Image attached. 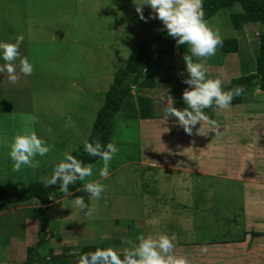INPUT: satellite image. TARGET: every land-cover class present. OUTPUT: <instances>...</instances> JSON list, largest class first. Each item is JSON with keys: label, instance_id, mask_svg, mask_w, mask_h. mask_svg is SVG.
<instances>
[{"label": "rangeland", "instance_id": "374dc122", "mask_svg": "<svg viewBox=\"0 0 264 264\" xmlns=\"http://www.w3.org/2000/svg\"><path fill=\"white\" fill-rule=\"evenodd\" d=\"M140 2L0 0V40L11 41L22 33L20 51L34 63L33 74H21L15 85L6 73L0 74L1 186L14 189L43 181L63 151L70 146L77 150L88 140L115 73L139 43L165 31L160 20L149 17L147 5L142 9L147 19H140ZM230 13L221 11L207 21L223 40L240 43L237 54L217 51L204 61L207 74L219 77L223 87L254 72L258 33L263 32L259 24L235 30ZM184 54L188 51L155 61V89L133 90L134 96L152 99L156 130L153 123L148 126L136 118L129 102L116 117L111 141L119 151L110 175L99 177L98 161L86 178L106 185L99 199H89L78 181L69 185L70 195L49 207L0 204V264H26L31 247L40 256L51 247L55 256H67L76 264L85 246L108 243L123 249L124 238L134 241L138 234L160 232L175 234V251L189 264H264V237L249 245L232 243L251 233L264 234V91L254 85L242 104L206 113L217 121L219 134L209 130L207 122L198 123L191 134L174 117L161 124L164 108L182 98L187 87L179 75L183 71L187 76ZM169 126L175 137H168L164 127ZM22 130L35 131L53 148L45 157H36L38 167L15 171L8 152ZM163 163L170 168L159 166ZM206 165L207 175L184 171L205 170ZM77 197L85 200L88 211L76 205ZM41 228L46 229L48 245H40Z\"/></svg>", "mask_w": 264, "mask_h": 264}, {"label": "clouds", "instance_id": "9594fccd", "mask_svg": "<svg viewBox=\"0 0 264 264\" xmlns=\"http://www.w3.org/2000/svg\"><path fill=\"white\" fill-rule=\"evenodd\" d=\"M145 5L151 9L149 17L161 21L162 30H166L177 46H188V54L182 57L187 76L183 71L179 73L183 77L181 82L187 85L182 93L186 107L180 109L168 104L164 108L161 124L174 117L175 123L185 133L191 134L198 123L201 126V122H207L209 130L219 134L217 121L210 119L205 109L213 108L219 112L230 108L233 99L244 92V87L237 85L225 90L219 77L213 78L207 74L204 61L216 55L218 48L223 46V37L205 20L203 0H141L139 4L136 3V12L142 20L147 19L142 11ZM23 41L22 33L11 41L0 40V61H3L0 63V74L6 73L7 81L13 85L20 80L21 74L31 76L34 72V63L20 51ZM194 57L197 59L194 60ZM52 148L53 145L33 130L18 132L8 152L13 170L19 171L22 166L38 167L36 157H45ZM74 151L76 149L70 146L62 152L61 158L53 165L51 175L43 180L44 187L59 184L60 192L70 195L69 185L79 181L83 182V191L90 194L89 199H99L106 185L101 180H86L93 175V164L73 155ZM118 151L117 144L112 141L102 143L95 138L83 141V152L102 162L98 171L102 179L109 177L111 161ZM75 203L80 209L89 210L82 197L75 198ZM123 242L127 244L123 249L106 246L82 253L77 258V264H189L185 256L175 251V234H138L134 241L124 238ZM206 251L207 247L202 246L201 252Z\"/></svg>", "mask_w": 264, "mask_h": 264}, {"label": "trees", "instance_id": "16d2710c", "mask_svg": "<svg viewBox=\"0 0 264 264\" xmlns=\"http://www.w3.org/2000/svg\"><path fill=\"white\" fill-rule=\"evenodd\" d=\"M236 6L240 7L239 10H236ZM203 9L206 21H209L221 11H231L229 17L235 30H241L248 24H259L263 27V32L258 33V52L254 72L234 79L224 86L225 90L237 85L244 87V92L235 97L231 104V106L240 105L243 103L246 90L250 87L255 85L259 90L264 91V0H203ZM187 51L188 46H177L174 39L167 35L166 30L155 35L151 41L139 43L129 56L125 66L115 73L113 83L106 92L104 103L96 115L88 140L91 141L95 138L102 143L111 141L115 119L127 102H129L127 103L128 106L132 107L137 115V119L143 121L152 119L154 117L152 99L141 94L134 96L133 90L141 92L155 89L157 85L151 75V68L155 61L162 57L174 56L177 52ZM217 51L225 54H237L240 51V43L234 38L224 39L223 46L218 48ZM173 104L180 109L186 107L182 98L175 100ZM214 111L216 110L213 108L205 109V112L210 114H213ZM73 155H76L85 163H92L93 165L99 161L97 157H90L83 152V146L77 149ZM64 195L59 190V184L45 188L43 181L33 183L28 187L14 189L0 185V204L2 205L21 206L34 202L38 206L49 207L53 200ZM129 225H132V221ZM41 231L43 236H41L40 245H48L50 241L46 239V229L41 228ZM257 237H264V234L251 233V240ZM242 241L244 240L233 242ZM106 246H109L108 243L85 246L80 254L93 251L97 247ZM27 252L26 264H72L67 256H55V250L51 247L48 249L47 255L40 256L38 253L36 254L33 247L28 248Z\"/></svg>", "mask_w": 264, "mask_h": 264}, {"label": "crops", "instance_id": "0c3cea01", "mask_svg": "<svg viewBox=\"0 0 264 264\" xmlns=\"http://www.w3.org/2000/svg\"><path fill=\"white\" fill-rule=\"evenodd\" d=\"M157 117H153L152 119H149V120H140V119H138L141 123L142 122H144V123H146L148 126H154L155 128V130H156V126L154 125L155 123L154 122H152V120H154V119H156ZM151 123H153L152 125H150ZM152 126V127H153ZM146 127V126H145ZM166 129V128H165ZM167 130H168V137L169 138H172L173 136L175 137L176 136V133H172V130H173V127H168L167 128ZM172 133V134H171ZM170 164V163H169ZM169 164H162V165H159V166H162V167H164V168H170L169 167ZM143 165H145L146 167H151V166H153V167H158V164L157 163H151V164H148L147 162H144L143 163ZM168 165V166H167ZM171 167H173V166H171ZM174 168V167H173ZM204 169L206 170H202L201 168H199V167H196V168H190V169H184V171H189L190 173H196V174H202V175H207V174H209L210 172H208L207 170V165L204 167ZM248 238V239H247ZM263 237H257V238H254V239H262ZM253 241V239L251 240V235L249 236V235H247L246 236V239H244V241H242V242H232L233 244H244V243H246V242H248V245L249 244H251V242ZM224 244H228V245H230L231 243H227V242H223ZM213 245H219V243H214Z\"/></svg>", "mask_w": 264, "mask_h": 264}]
</instances>
